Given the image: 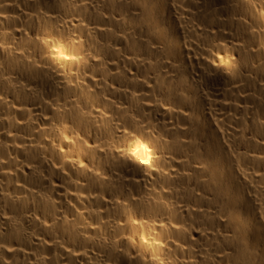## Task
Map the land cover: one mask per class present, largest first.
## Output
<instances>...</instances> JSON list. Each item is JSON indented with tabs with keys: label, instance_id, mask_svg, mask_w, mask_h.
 Segmentation results:
<instances>
[{
	"label": "bare ground",
	"instance_id": "1",
	"mask_svg": "<svg viewBox=\"0 0 264 264\" xmlns=\"http://www.w3.org/2000/svg\"><path fill=\"white\" fill-rule=\"evenodd\" d=\"M0 264H264V0H0Z\"/></svg>",
	"mask_w": 264,
	"mask_h": 264
}]
</instances>
